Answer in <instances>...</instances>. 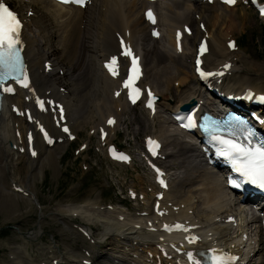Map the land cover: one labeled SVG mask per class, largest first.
Segmentation results:
<instances>
[{
    "label": "bare ground",
    "instance_id": "6f19581e",
    "mask_svg": "<svg viewBox=\"0 0 264 264\" xmlns=\"http://www.w3.org/2000/svg\"><path fill=\"white\" fill-rule=\"evenodd\" d=\"M8 2L23 24L22 53L32 90L15 85V92L6 95L0 110V202L4 207L10 203V207L18 205L20 198L18 200L27 205L24 214L34 211L31 204L40 213L35 191L32 186L25 185L24 179L35 182L44 168L53 166V172L56 170L63 151L70 145L68 134H73L78 124L89 123L92 133L98 130L101 134L103 129L102 144L108 147L114 143L112 135L121 114H127L126 108L139 107L149 125L165 122L167 126L159 127L160 135L143 134L138 139L137 145L142 146L144 152L143 162H138L141 165L145 162L149 172L146 182L140 177L134 178L137 185L131 184L125 191L127 200L132 202L131 214L111 205L95 204L74 207L65 213L55 211L50 216L54 222L62 223V232L87 245L80 250L65 247L64 251H56L53 247L55 251L49 249L51 257L45 264H94L91 261L94 253L98 260L103 259L97 264H192L187 255L189 252L195 261H199V252L211 253V249L234 256V264H264L261 219L235 203L225 190L224 178L219 171L213 174L202 166L198 149L192 144L195 138L174 132L171 120L167 119L168 115L170 117L191 102L213 110L229 107L247 110L246 99L264 93L263 77L258 76V81H252L253 77L241 65L237 48L230 51L231 36L226 34L221 43L220 30L236 28L230 15L235 6H216V0L211 3L207 0H171L154 4L143 0H92L91 5L82 10L62 7L49 0ZM148 9L155 13V24L145 20ZM43 20L48 22L46 29L40 26ZM154 30L159 33L156 37L152 34ZM177 32L181 34L180 51L177 50ZM121 40L140 57V81L147 69V73L156 71L153 81L147 80L140 85L143 100L135 105L126 101L127 89L123 88L130 59L121 55L124 51ZM202 40L206 42L207 52L201 57L200 67L205 72L222 75L209 76L205 80L194 75L193 63ZM141 43L145 48L140 46ZM58 53L57 59L49 60ZM113 56L119 61L116 77L105 68ZM64 64L67 65L65 70ZM226 64L229 65L227 69L224 68ZM166 69L174 71V77L165 73ZM160 75L169 85L172 81L173 87L178 85L184 89L172 95V103L166 97L168 86L160 88ZM239 80L244 84L238 83ZM63 83H70V88H62ZM149 92L159 101L148 109L145 104ZM37 98L45 102L44 110L37 106ZM13 106L18 108L19 116L12 112ZM60 108L63 119L58 113ZM85 114L86 121H79L80 115ZM109 119L114 123L109 125ZM65 126H68V133L62 129ZM147 127L145 125V130ZM41 128L52 140L51 144ZM149 139L159 144V148L154 149L156 155L145 151ZM85 150L87 146L83 145L79 152ZM22 160L27 162L23 179L20 178L22 168L17 167ZM111 162L120 165L117 160ZM173 166L182 172L178 175L175 170L171 174ZM160 180L166 186H162ZM14 211L12 213H17L19 209ZM42 217L44 214H39V221L33 228L20 233L24 240L33 242L42 236ZM72 218H78L82 223L72 222ZM177 224L187 231L176 230ZM165 225L172 230L166 231ZM92 226L101 229L92 231ZM251 235H258L257 242L252 243ZM192 237L197 238L195 243H189ZM101 245L103 250H96L101 249Z\"/></svg>",
    "mask_w": 264,
    "mask_h": 264
},
{
    "label": "rangeland",
    "instance_id": "374dc122",
    "mask_svg": "<svg viewBox=\"0 0 264 264\" xmlns=\"http://www.w3.org/2000/svg\"><path fill=\"white\" fill-rule=\"evenodd\" d=\"M216 6L220 5L217 4ZM234 9L230 15L235 22L236 28L225 27L223 32L220 30V33H222V36H220L222 38L221 43L225 39L224 37L229 34L233 39L235 48H237L241 55V65L244 67V70L248 71L249 76L253 77L252 81H258L259 76L260 78L263 77L264 83V15H259L253 8L242 2L236 5ZM46 25H48V22L43 20L40 26H44L46 29ZM48 32L51 33L50 30ZM164 43L166 44V42H162V44ZM143 44L141 43L140 46ZM143 47L145 48V46ZM59 56L60 53L55 55L54 58L50 57L49 60L53 61ZM63 69H67V65L64 64ZM147 71L148 69L141 80L142 84H145L147 80L149 82L153 81L152 78L156 74V71L150 73H147ZM167 71L165 73L171 74L169 76L174 77V71L170 69ZM59 74L62 75L63 71L60 70ZM149 76L151 80L148 79ZM161 81L160 88L166 89L168 86L169 91H166V97L170 98V103H172L171 98H174L172 95L177 94L176 91L183 88H178V85L173 87L174 83L171 85L172 81L169 85L162 77ZM177 83L178 81L175 80V84ZM238 83L244 84L241 80ZM70 85V83H63L61 86L67 90L70 88ZM177 96L180 97L181 93ZM126 111L127 114H121L119 118L120 122L115 128L112 138L113 144L127 151L133 158L131 164L118 165L110 162L107 157L108 146L102 144L103 140L100 139L98 130L92 133L90 126L87 125L89 123L85 125L78 124L74 128L76 130L72 129L74 131V139L70 140V145L63 151L62 157L57 162L56 170L53 172V166L51 168H44L39 179L35 182L25 181L24 179L25 185L32 186L35 191L39 207L41 206L40 213L31 204L30 208L34 211L24 214L27 205L25 206L21 203L18 200L20 198L17 199L18 205L14 204L13 207H10L11 203L10 206L6 204L9 207H4V204L0 202V264H23L24 262H27L26 264L28 262H32V264H45L49 263L48 257H51L48 253L49 249L52 248L55 251L53 247L56 248V251L57 249L64 251L65 247L80 250L81 247L87 245L81 240L72 239V236L70 237L69 234L62 232V223L54 222L50 216L55 211L65 213L74 207V209H77L81 208L79 207L81 205L85 206L86 204L88 206V204H95L98 206L111 205L120 211L131 214L132 202L129 199L127 200L128 195L125 191H127L129 185H137V181L134 178L140 177L142 181L146 182V174L149 172L145 162L142 165L138 162H143L142 155L144 154L142 146L137 145L138 139L143 134L160 135L159 127L167 126H165V122L162 125H155L154 123L150 124L152 125L150 126L142 115L144 112L139 107L133 109L126 108ZM85 116L87 117V114L84 116L80 115L81 120L79 121H86ZM169 118L168 115L167 119ZM144 124L148 126L146 130ZM83 145L87 146V150L79 152L80 147ZM21 163L17 167L21 166L22 172L20 178L23 179V168L27 167V162L22 160ZM170 170L171 174H174L175 170L178 171V175L182 172L179 167L175 168L174 166ZM181 177H184V175ZM15 206L19 211L12 213L16 209ZM41 213L44 214L43 220L41 219L42 222L40 220L43 231L42 236L34 240L35 242L24 240L20 233H26L32 229L35 223L39 221V214ZM72 222L82 223L78 218H72ZM100 229L99 226H92L91 228L92 231ZM253 235H251L252 243H255L258 239L256 236L258 235ZM102 246H100L101 249L96 250L102 251ZM96 255L95 253L91 255V261L94 264L101 263L103 259L98 260ZM26 258L28 261H26ZM41 260L44 262L41 263Z\"/></svg>",
    "mask_w": 264,
    "mask_h": 264
},
{
    "label": "snow or ice",
    "instance_id": "6c2138e0",
    "mask_svg": "<svg viewBox=\"0 0 264 264\" xmlns=\"http://www.w3.org/2000/svg\"><path fill=\"white\" fill-rule=\"evenodd\" d=\"M61 3H73L79 7H85L89 0H60ZM225 3L232 5L235 3V0H224ZM31 15V13H29ZM261 15H264V9L261 10ZM146 19H148L152 24L156 23L155 16L151 9H148L145 13ZM23 24L19 20L17 14L10 10V8L0 0V93L3 94H13L15 92V88L11 83L14 82L20 88L32 90L30 88V81L28 72L26 69V65L24 59L22 57L23 51V42L21 39ZM187 31V29H186ZM153 36H158L159 33L155 30L153 31ZM180 36L181 34L177 32V50L180 51ZM121 47L124 51L121 52V55L129 57L131 59V69L129 70L128 77L123 81V88L128 90V98L131 100L133 104L139 99L141 90L136 86V82L140 78V69H139V57L135 56L132 52L131 48H126L124 45V41L121 40ZM229 47L232 48L234 45L230 42ZM207 51V47L204 43L200 45V52L196 58L197 72L200 74L202 78H207L213 75H222L223 73H211L201 71L200 64V56L203 55ZM229 65H224V68L227 69ZM105 68L109 71V73L116 77L119 75V61L117 56H113L109 62H106ZM119 95V93H116ZM149 101L147 106L149 108L152 107L153 103V95L151 92L148 93ZM261 99H264L262 97ZM49 104L51 101L48 102ZM36 104L44 110L45 102L36 99ZM16 111V109H13ZM60 117L63 119V109L60 108ZM31 119V117H29ZM188 123L183 125L184 127H194L195 124L191 117L188 118ZM114 121L109 119L108 124H113ZM207 130V129H206ZM41 131L44 132V129L41 128ZM65 133L69 132V129L65 126L63 128ZM105 133L103 129L101 130V139H103ZM45 139L49 144L52 143V140L49 139L48 134L44 132ZM251 136V133H247L245 135V139L248 140ZM71 138V136H70ZM219 144L222 145L220 155L226 157L236 172L240 173L244 178L245 182L257 185L261 189H264V147H255V146H247L236 143L232 140H224L218 136L213 137ZM32 137L29 135V148H31ZM148 144L154 146L149 150L153 155H156L155 148H159V144L149 139ZM23 151V149H21ZM110 154H113V158L119 160H127L128 157L124 154H114L113 149H109ZM32 155L35 156L36 153L33 151ZM158 175L159 170L157 169ZM162 186H166L163 180H160ZM239 186V185H235ZM22 191V189H18ZM162 214V213H161ZM164 229L166 231H171L172 229L165 225ZM176 230L187 231L182 225H175ZM196 237H192L189 240V243H195ZM211 255L208 257L210 264H234L235 257L223 253H218L217 249H211ZM189 261L192 264H199V261H195L193 254L189 252L188 254Z\"/></svg>",
    "mask_w": 264,
    "mask_h": 264
},
{
    "label": "water",
    "instance_id": "95a60500",
    "mask_svg": "<svg viewBox=\"0 0 264 264\" xmlns=\"http://www.w3.org/2000/svg\"><path fill=\"white\" fill-rule=\"evenodd\" d=\"M192 105H193V103H192ZM190 107H191L190 104H186V105H183L180 109L186 111V110H188Z\"/></svg>",
    "mask_w": 264,
    "mask_h": 264
}]
</instances>
